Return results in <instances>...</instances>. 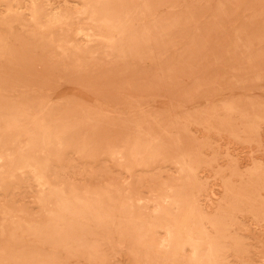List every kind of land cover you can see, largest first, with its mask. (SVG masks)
<instances>
[{"label":"rangeland","instance_id":"374dc122","mask_svg":"<svg viewBox=\"0 0 264 264\" xmlns=\"http://www.w3.org/2000/svg\"><path fill=\"white\" fill-rule=\"evenodd\" d=\"M0 264H264V0H0Z\"/></svg>","mask_w":264,"mask_h":264},{"label":"bare ground","instance_id":"6f19581e","mask_svg":"<svg viewBox=\"0 0 264 264\" xmlns=\"http://www.w3.org/2000/svg\"><path fill=\"white\" fill-rule=\"evenodd\" d=\"M99 4V3H98ZM101 4V3H100ZM105 5V4H104ZM100 6V5H99ZM96 6H94V8H95ZM36 8V10H38V8L37 7H35ZM93 8V7H92ZM32 11V10H31ZM34 11V10H33ZM32 14H33V12H32ZM91 15H88V16H91V19L93 20V21H95V20H100V15H101V9H99V7L98 8H95V9H93L92 10V12L90 13ZM11 15V14H10ZM105 17V16H104ZM111 19V18H110ZM102 20V19H101ZM103 20H105V21H107L106 20V18L105 19H103ZM88 21H91V20H88ZM52 23H53V21H51ZM100 22H102V21H100ZM107 22H109V21H107ZM97 23V22H96ZM111 24H112V22H110ZM110 23H108V24H110ZM48 24V23H47ZM58 24V23H57ZM107 24V25H108ZM55 25V24H54ZM114 25V24H113ZM117 29V28H116ZM7 30V29H6ZM9 30V29H8ZM80 31V30H79ZM9 32V31H8ZM11 32V31H10ZM7 33V32H6ZM49 38V37H48ZM88 38V37H87ZM87 40H89V39H87ZM113 44V43H112ZM85 47V46H84ZM78 48V47H77ZM79 49V48H78ZM76 51H77V49H76ZM79 52H81V51H79ZM104 53V52H103ZM44 111V110H43ZM8 113V112H7ZM39 113V112H38ZM46 118H49V117H46ZM53 118V117H52ZM3 119H4V117H3ZM16 119V118H15ZM11 120V119H10ZM54 126V125H53ZM61 127H63L62 125H61ZM56 129H57V127H56ZM60 130H62V129H60ZM54 131H55V128H54ZM69 131V130H68ZM62 131H61V134L60 135H62ZM66 133H67V131H66ZM54 134V133H53ZM54 135H56L55 137L57 138V136H58V134H54ZM63 136V135H62ZM60 137V136H59ZM53 139H54V137H52ZM32 139V138H31ZM34 140V139H33ZM32 140V141H33ZM57 140V142H58V138L56 139ZM53 141V140H52ZM60 142H61V140H59ZM30 142V141H29ZM56 142V141H55ZM59 142V143H60ZM31 143V142H30ZM44 144L45 145H51V139H50V135H46L45 136V138H44ZM33 145V144H32ZM138 146H140V145H138ZM27 147V146H26ZM30 148V147H29ZM25 149V148H24ZM133 149H134V147H133ZM139 149V148H138ZM144 149V148H143ZM26 150V149H25ZM43 150V149H42ZM140 151H141V149H139ZM22 152V151H21ZM26 152V151H25ZM130 152V151H129ZM131 152H133V151H131ZM131 152H130V154H131ZM28 153V152H27ZM27 153H26V155H27ZM137 153H138V150H137ZM126 154V153H125ZM23 155H24V153H23ZM21 158V157H20ZM132 159V158H131ZM135 159V158H134ZM20 162V161H19ZM27 162L28 161H26V163L25 162H23L25 165L27 164ZM21 164V163H20ZM16 165V164H15ZM38 165V164H37ZM18 166V165H17ZM22 166H23V164H22ZM39 166V165H38ZM29 168H30V165L28 166ZM32 167V166H31ZM36 166H34V168H35ZM15 168H16V166H15ZM34 168H31V169H34ZM40 168H42V170H43V168L44 167H42V164H41V167ZM39 168V169H40ZM21 170V169H20ZM23 170H25V169H23ZM23 170H21L22 172H23ZM42 170H41V172H42ZM44 170H46V169H44ZM14 171H16V170H14ZM25 172V171H24ZM42 173H44V172H42ZM38 178H40V177H38ZM37 179V178H36ZM44 179V178H43ZM47 179V178H46ZM41 180V179H40ZM186 180V179H185ZM38 182H40L39 180H38ZM44 184V183H43ZM42 184V185H43ZM53 190V188L51 189V191ZM60 191V190H59ZM47 192V191H46ZM213 193V192H212ZM40 194H42V193H40ZM50 194V193H49ZM60 195V194H59ZM66 195V194H65ZM72 195V194H71ZM50 196H51V194H50ZM55 196H57L56 194H55ZM73 196V195H72ZM179 196V195H178ZM51 197H53V196H51ZM74 197V196H73ZM43 198V197H42ZM63 198V197H62ZM178 198V197H177ZM57 199V198H56ZM74 199H76V198H74ZM108 199V198H107ZM45 200V199H44ZM44 200H43V202H44ZM48 200H49V198H48ZM62 201V200H61ZM63 202V201H62ZM76 201H74V203H75ZM81 202V201H80ZM61 203V202H60ZM65 203V202H64ZM41 204H42V202H41ZM71 205H72V203H70ZM77 204H78V202H77ZM80 204V203H79ZM62 205V204H61ZM60 205V206H61ZM85 206V205H84ZM62 207V206H61ZM64 208H65V206H63ZM73 210H74V207L72 206L71 207ZM86 208V207H85ZM87 209V208H86ZM65 210V209H64ZM63 210V211H64ZM75 211V210H74ZM65 212V211H64ZM69 212V211H68ZM63 213V212H62ZM73 213V212H72ZM77 213V212H76ZM66 214H67V212H66ZM78 214V213H77ZM83 214V213H82ZM88 214V213H87ZM84 215V214H83ZM68 216V215H67ZM54 217V216H53ZM200 219V218H199ZM62 220V219H61ZM61 220H59V221H61ZM203 220V219H202ZM55 221H57L56 219H55ZM58 230V229H57ZM60 232V231H59ZM60 234V233H59ZM171 234V233H170ZM167 236H168V234H167ZM195 239V238H194ZM165 240V239H164ZM188 242V241H187ZM162 243H164V242H162ZM191 243V242H190ZM195 243H197V242H195ZM193 244H194V242H193ZM197 245V244H196ZM181 246V245H180ZM188 246V245H187ZM193 246H195V244L193 245ZM197 247V246H196ZM181 248H183V247H181ZM193 253H195V252H193ZM196 254V253H195ZM195 254H193V257L195 256Z\"/></svg>","mask_w":264,"mask_h":264}]
</instances>
